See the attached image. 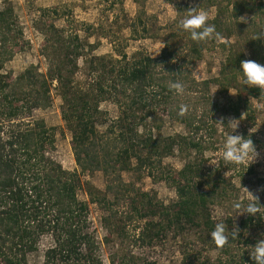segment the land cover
I'll return each mask as SVG.
<instances>
[{"label":"trees","instance_id":"1","mask_svg":"<svg viewBox=\"0 0 264 264\" xmlns=\"http://www.w3.org/2000/svg\"><path fill=\"white\" fill-rule=\"evenodd\" d=\"M105 2L104 8L112 9L121 0ZM205 2L215 7L209 23L217 32L230 26L219 19L224 10L233 16L242 12L264 16V0ZM39 12L61 16L64 21L61 25L49 18L35 21L34 26L43 34L40 52L45 70L29 64L14 75L0 71V264H28L27 254L38 249L42 235H47L49 242L42 249L41 264H102L88 216L89 202L103 210L99 222L107 234H123L119 222L133 216L142 220L135 237L140 243L151 244L168 230L180 232L193 226L198 238L217 250L213 264H255L249 251L259 239L248 230L264 226V208L253 216L242 213L237 221L226 212L223 217L227 218L228 230L238 231V238L223 248H217L210 237L219 218L211 213V206L225 198L232 199L233 204L246 202L237 199L238 187L232 178L252 168L225 165L220 156L209 165L206 152L216 149L218 137L232 132L225 121L218 131L217 112L237 119L234 134L250 136L256 147L263 144L250 130L255 117L250 98L264 103V91L242 85L238 76L241 60L252 59L264 65V39L247 35V54L243 49L230 51L216 75L197 79L191 74V66L201 55V42L193 41L188 32V40L179 44L164 39V47L154 56L141 49L130 53L124 50L115 30L127 27L132 37L147 33L146 16L140 11L131 17L114 12L105 23L99 19L95 25L68 17L67 7L41 6ZM14 18L11 4L4 2L0 7V70L25 42ZM92 33L105 37L111 51L94 53L99 37L88 40ZM78 58L90 79L86 83L73 78ZM53 79L55 83H51ZM171 82L182 83L184 93L170 90ZM210 82L223 94L233 87L234 94L226 95L220 104L210 101ZM51 84L60 98V117L70 132L72 169L62 167L50 155L54 126L34 113L36 108L49 105ZM103 100L114 104V116H106L100 108ZM163 115L181 123L182 131L162 134L159 127ZM174 152L181 159L177 168L162 159ZM95 170L102 174V188L84 177ZM123 171H132L137 178L144 174L161 179L173 188L175 197L162 203L124 180ZM261 186L263 180L257 189ZM77 189H83L86 199L77 196ZM256 194L264 206V192ZM124 199L129 211L118 212L117 205ZM120 214L123 218L118 220ZM103 238L107 240L106 235ZM110 260L113 264H155L133 254ZM181 264L195 263L183 260Z\"/></svg>","mask_w":264,"mask_h":264},{"label":"rangeland","instance_id":"2","mask_svg":"<svg viewBox=\"0 0 264 264\" xmlns=\"http://www.w3.org/2000/svg\"><path fill=\"white\" fill-rule=\"evenodd\" d=\"M6 1L12 6L14 19L20 25L21 38L25 41L23 47L20 50L14 51L2 64L0 71H9L12 75L21 71L29 64H34L38 70H45L46 62L40 52L43 34L37 26H34L35 21L49 18L56 25H61L64 21L61 16L51 17L49 14H40L39 7L41 6L70 8V13H66L68 17L71 16L78 20L93 22L94 25L99 19L105 23V19L107 21L111 18L114 12H123L126 16L131 17L137 11H140L142 16H146L147 33L143 36L132 37L129 35L128 28L124 26L119 30H115V32L118 33L117 39L123 43L124 50L127 53L141 49L152 56L161 47L164 39L170 40L173 44H179L188 40L187 33L178 27V21L186 16L188 8L197 6L198 10H206L210 17L215 12V7L213 5L206 6L205 0H141L139 3L132 0H121L120 3H115L112 9L104 8L106 7L103 6L106 5V0H0V7ZM224 1L220 0L221 3H224ZM120 7L122 8L121 10H119ZM219 17L222 23H229L230 29L219 28L222 32L216 31L219 33L218 38L201 42V55L191 66V74L197 79L216 75L218 66L226 53L243 49V52L247 54V35L257 36L261 32H264V16L257 15V17H254L249 12H242L233 16L227 9ZM241 17L246 22L241 21ZM121 18L123 19V17ZM95 37H99V42L93 50L94 53L111 51V44L102 35L92 33L88 36V40L92 41ZM77 65L78 69L74 72L73 78L79 83L88 82L90 79L84 73L80 58L77 59ZM238 81L241 82V75L238 76ZM51 83H55V80L53 79ZM208 91L209 100L219 104L225 100L226 95L234 94L233 87H229L226 94L218 92V86L213 82L209 83ZM50 93L51 100L49 105L44 108H36L34 113L42 117L47 125L54 126V146L50 151V155L62 167L72 169L75 167V164L68 143L70 132L60 117V98L53 84H51ZM250 101L255 111L254 122L250 130H253L255 135L262 139L263 144L256 147L257 151L261 153V157L249 165L252 170L250 172L244 170L240 177L234 176L232 178L235 186L238 187L237 199L241 200L249 198V193L244 188L256 194L259 181H264V109H257L256 107L258 104L264 105V103L255 98H250ZM99 106L108 117L116 114V107L108 100L100 101ZM217 121H225L232 131L235 124L238 123L237 119L231 115L217 112L215 114V125L218 131L222 129L223 124ZM98 127L103 128L102 125ZM237 129L238 126L235 132ZM159 131L162 134L182 131V125L178 121L163 115L160 118ZM226 136L218 137L216 149L206 152L209 158L206 161L207 164L215 163L216 158L220 156ZM162 159L164 163L169 164L173 168L181 165V159L175 152L164 156ZM84 177L94 186L98 188L103 187V177L99 170L93 171L90 175H84ZM122 177L124 180L131 181L134 187H139V189L147 191L150 195H154V198L162 201V203H167L175 197L173 188L161 179L153 180L144 174L137 178L132 171H123ZM77 196L80 199H86L83 189H77ZM117 210L118 212L119 210L123 212L129 211L127 199L120 200ZM226 212H228L233 221H237L240 215H242L236 212L232 199L225 198L221 204L211 206V213L214 216H225ZM103 213V210L96 204L88 203V216L97 240L98 253L102 264H113L110 257H119L122 254L140 256L147 260H153L155 264H181L183 260H190L195 264H213L216 260V255H218L216 249L207 243H203L198 238L197 230L193 226H188L180 232L168 230L161 239L151 244H146L140 243L135 238L142 220L134 216L132 219H123L119 222L122 225L121 232L123 234L116 232L107 234V229L99 222V218ZM120 217L123 218V215L120 214L117 219ZM248 233L253 237H258L259 240L264 239V226L252 228L248 230ZM104 235L107 236V240L103 238ZM48 242L49 237L47 235L40 237L38 249L27 254L28 264H41L42 249ZM234 264L237 263L234 262Z\"/></svg>","mask_w":264,"mask_h":264},{"label":"clouds","instance_id":"3","mask_svg":"<svg viewBox=\"0 0 264 264\" xmlns=\"http://www.w3.org/2000/svg\"><path fill=\"white\" fill-rule=\"evenodd\" d=\"M186 11V16L178 21V27L188 32L193 41L203 42L219 37L215 25L209 23L211 17L206 10H198L196 6L190 7ZM241 21H244L243 17H241ZM255 39H264V32L258 34ZM163 47L164 45L162 44L156 54ZM239 71L241 72L242 85L249 88L255 87L264 91V65L252 59H245L240 61ZM169 88L178 95L184 93V85L180 82H171ZM256 107L257 109H264V105L258 104ZM217 122L223 124L222 121ZM237 126L238 123L235 124L233 131L226 136L222 145L220 158L224 161L225 165H244L247 169L250 164L261 157V153L257 151L250 136L245 137L241 134H234ZM244 189L249 193V198L246 202L238 201L234 204L236 212L238 214L247 213L249 216L258 214L264 208L260 204L259 196L247 188ZM259 192H264V186L256 189V193ZM226 219L223 216L219 217L210 233L211 240L217 248H223L231 239L238 238V231H234L233 229L231 231L228 230V226L225 223ZM249 255L255 264H264V239L258 240L255 245L251 246Z\"/></svg>","mask_w":264,"mask_h":264}]
</instances>
